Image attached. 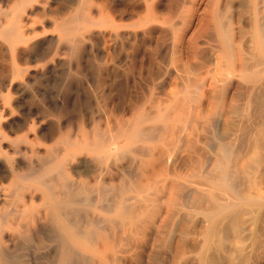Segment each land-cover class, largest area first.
Wrapping results in <instances>:
<instances>
[{
	"label": "rangeland",
	"instance_id": "1",
	"mask_svg": "<svg viewBox=\"0 0 264 264\" xmlns=\"http://www.w3.org/2000/svg\"><path fill=\"white\" fill-rule=\"evenodd\" d=\"M186 2L184 0L176 2L179 8L175 4L178 12V15L175 17H169V15L166 14L167 16L164 15L163 17L164 20L160 18L156 20L157 23L153 21L152 22L153 25H149L148 27L140 26L138 28L137 27L128 28L123 26L122 28H120L121 30L119 29L121 32L120 36H122L123 38L114 37V33H112L109 26H107L104 23H100V24L98 23L97 25H94L92 27L93 28L92 30L94 32L93 36L87 35L89 33L84 34L82 30L80 32H75L70 35V37L77 36V38L80 41L70 42V43L62 42V44L60 45H58L59 43L56 36L58 35V32L55 31L54 33L53 32L51 33L50 31L52 30L53 27L51 25L50 27L49 24L46 25V23L43 22L48 20V18L58 20L60 19L58 18L59 16L62 17L63 15L65 17L74 13L77 7V1L52 0V2L50 3V8L52 9V12L49 13L42 12L43 11L42 5L37 4L35 2L32 3V5H29V8L32 6V10L34 11L32 13L33 15L32 14L30 15L32 19L31 26L29 29L23 28L26 31H22L24 36L26 38H29L30 40L27 41L24 39L22 41L10 42L0 37V110H1L0 118L2 117L1 119L2 121L0 120L2 122L0 123V132L1 133L5 132L4 135L5 136L8 135L7 137L11 140V142L8 143H13L11 145H13L14 148H17L19 150V152L16 154L12 152V150L9 149V147L7 149V144H4V148L6 147L5 148L6 154H3L2 158L4 157L7 165H10V161H12L10 160V157L12 159L14 158V159L22 160L23 161L22 163L24 165L28 163L26 166L21 164V167L23 169L19 171L18 174H14L11 176L13 178H11L10 179L11 181L10 180L9 181L11 182L12 185L8 180L6 181H8L9 184L6 181H4L5 184L4 182H2V184H4L3 186L4 187L6 186L5 188L7 189L6 190L7 198L4 202L5 204L4 203L0 204L2 206L0 207L1 210L0 228L5 229L6 233L8 234V240L5 241L4 243L0 242V250L4 253L3 255L6 261H9L7 262V264H12V263L101 264L100 258L97 253L95 254V252L89 250H83L76 247L75 245H73L72 241H70L68 237L63 235V233L59 229V226L57 225L56 218L53 214L51 200L48 199L47 197H44V199L42 198V194L44 192L46 193L52 192L54 193L53 195H55V198L57 200L61 199L60 200L61 204L59 203L60 204L59 209L61 210L64 209V210L63 211L60 210L62 214H60L59 216L70 220L73 224H75L74 226L76 228L80 225L77 228V230H79L82 234L84 233L85 237L90 233L88 237H86L88 240H90L91 238L94 239V237L97 238V236L102 237L103 235L106 234L108 235L113 234L118 236L121 235V237H124L125 235V237L130 240L134 238L133 230L129 227L128 221L123 222V220H121V218L116 214V206L121 202L128 201L130 199L128 198V196L132 197L134 195L133 192H130L131 191L130 186L134 183L136 176L140 175L139 164H140V160L144 158L142 152L145 149L143 150L142 147L145 148L144 147L145 143L143 142L129 143L130 140L125 136V133L127 132L126 129L128 128V126L132 124L133 120L139 114H143V115L145 114L146 116H149V119L144 123H142V126H144L143 129L145 128L146 130V129H150L151 127L152 128L160 127L161 126L160 118L165 113H167L165 112L166 110H163V105L166 103L165 101L166 92L169 91V88L173 89L179 86L177 81L178 75L176 73L179 74L181 72L183 73V75L189 77L190 76L197 77L199 79L201 77V75L199 74L200 72L191 71V64L201 65L203 63H207L213 58V55H215L214 51H212V49L208 45L206 33H203L200 29L201 24L198 22V18L196 16L197 15L196 13L202 14L205 13L208 9H210V5H209L210 3H208L209 1L206 2L201 1L203 4L201 2L200 3L191 2L192 5L190 4V0H187ZM12 4L11 2L6 3L5 0H0V10H1L0 22L1 23L3 22L2 25H5L7 22L12 21L14 19L13 13L11 14V12L4 11L5 9H8V7ZM188 4L189 6H187ZM92 7L94 9L96 8L94 4H92ZM201 9L202 11H200ZM184 10L185 13H187L188 11L187 16L185 13H183ZM231 11H233L234 13L233 12L231 13ZM37 12L39 13V16L38 14H36ZM180 13L181 14L183 13L184 15H180ZM228 13L226 15V20L228 21L233 31V41L234 43L240 42L242 48H245L248 44L249 36H250L248 33L246 34L245 32L246 29H248V26L246 24V18H247L246 9L244 6L241 7L235 5L234 8H232ZM4 14L6 15V17L4 16ZM54 14L55 15L58 14V15L54 18L55 16ZM40 15L42 16L44 15L43 17L45 19H42L43 17ZM168 17L170 18V20H168L169 19ZM165 18H168L166 19L167 21L165 20ZM186 18L187 19L190 18L191 22L192 23L195 22V23L191 24L190 22L189 23L190 25H187V22L184 23V21L187 20ZM180 19H182V21H180ZM163 22L164 25L161 24ZM184 24L185 26H183ZM103 26L105 27L103 28ZM155 26H158V28L160 27V29L158 30V28ZM19 27L22 29L21 24ZM48 28L50 30H48ZM130 28L131 30H128ZM154 28L155 30H153ZM99 29L102 30L99 31ZM123 29H125L126 31ZM133 29H135V31H138L136 29H140V31H138L139 33L137 32L135 35ZM151 29L152 31H150ZM175 29L178 30L175 31ZM181 29H184L185 31L184 30L182 31ZM147 30H149L150 32ZM161 30H163V32ZM44 31L46 32L47 36L49 35L54 36V43H50L48 42V40L42 39L41 34ZM131 32L133 33V35L131 34ZM161 32L162 33L165 32V34H162ZM28 33H33V34H28ZM166 33L168 35L170 33V35L168 36ZM181 33L183 35H181ZM97 34H99L98 37ZM128 34L130 36H128ZM171 34L173 36H171ZM164 36H168L167 37L168 40ZM178 36H180L181 40L183 41H181ZM172 37L173 39L176 37L178 38L173 40ZM97 38L100 40L101 43L97 41ZM193 38L196 39V44H197L196 47L200 46V48L197 47L195 49L194 47L190 46L192 43L191 39ZM115 39L117 42H115ZM184 39L186 40V43ZM238 39L240 40L243 39V40L240 41ZM246 39L248 41H246ZM169 40L170 41L173 40L174 43H176L177 47H175L176 45L173 47L174 45V43H172L173 41L170 42ZM188 40H190L189 43L191 42L190 45H188L189 44ZM138 41H142L143 45L140 44L141 42ZM84 42L88 44L86 45ZM177 42L179 43V46ZM92 43H94L95 45ZM96 43H98V45ZM50 45H52L53 47L52 46L50 47ZM62 45L65 46L63 47ZM201 45H203L202 48ZM58 46H60L61 49ZM83 46L86 47H84L83 49ZM101 46L103 47L101 48ZM54 47L55 49H57V47L59 49L55 50ZM191 48L195 49V51L196 50L198 51V52L196 51L195 53L196 59L194 60H190V55L191 53H193ZM171 49L172 51L170 52ZM23 51H24V55H23ZM14 53H16V55ZM49 55L51 57L53 56L52 57L53 59L49 57ZM152 55L155 56V59L153 58L154 56ZM54 59L56 62L54 61ZM43 64L48 67L46 68ZM175 67H176L175 69L176 72L173 70ZM25 70L26 73L24 72ZM177 70H181V71H177ZM184 70L185 72H183ZM186 70L191 71L192 75L191 73L189 75L188 74L189 72H187ZM22 75H27V76H24L25 77L24 78L22 77ZM175 81L177 84L174 83ZM241 86H242L241 81L237 79L235 74L232 75L228 82V90L226 93L227 102H225L223 108L215 107L212 108V110L209 109L207 100L204 98V96L201 95L200 87L198 88L196 87L194 88L195 91L193 90L191 91L190 96L187 97L186 100L187 103L190 104V110H188L192 113L190 114V117L192 118V116L195 115L193 116L195 117L193 119H195L196 121L192 120L191 118L190 121L186 120L185 122H184L185 119L183 118L179 120L175 119L172 122L170 121V125L172 126L174 125L176 129H178V127L180 126L179 129H181L183 128L181 127L182 126L181 123L183 124V122L185 123L184 125L188 124L187 126L189 127L190 124L192 126L193 125L192 123H194L198 128L197 136H195L196 144L199 145L197 146L198 152L195 155L192 154L190 155L187 152L182 151L181 158L177 162L176 167L173 168L174 172L172 173L171 170L170 172L169 170H166L165 172L162 173L161 176L154 179V184H153L154 188L150 190V193L148 195L150 199L156 195H163L162 199L165 200L166 197L169 196L170 192H169L168 184L170 183V178L172 177V174L174 176L175 175L186 176L188 174H191L190 172H192V174H194L195 172H199V173L203 172L207 164L206 160L210 155L209 152H211L210 147L214 146L215 148V146L221 143V141L223 140L222 139L223 136L221 137V134L223 135V133H221V130L223 126L222 124H224L225 122L224 120L228 122H233L234 124L235 123L238 124L240 120L242 121L241 116L243 115H241V113H243V107H242L243 100H241V103L239 100L240 96H242ZM236 92L239 93L237 94ZM262 99L264 101V97H262ZM202 100L203 102L201 103ZM215 100L216 97L214 98V101ZM3 103H5L4 106ZM198 103L199 106H201L200 104H202L203 107L202 106L199 107ZM262 103H261L262 106L259 108V110L262 109L264 110V106ZM240 104H241V108H240ZM238 106L240 109L237 108ZM195 107L196 108L199 107L197 108L198 110ZM3 110L4 111L6 110L5 113ZM196 110L197 112L200 113V117L198 118H196L197 117ZM236 110H239L237 111L239 112L238 116L236 115ZM7 111L8 113L6 114ZM204 111L207 112L206 115H204L205 114ZM154 113H156L157 116L156 115L154 116L153 115ZM170 114L173 119V115H175V112H170ZM231 114L233 115L235 114L237 117L234 116L233 118ZM262 115L263 114H261V116ZM211 116L212 119L215 117L214 118L215 121H212V119L210 118ZM239 117L241 118L239 119ZM218 119L221 120L222 124H218V121H216ZM235 119L239 120V122ZM188 121L190 124L187 123ZM239 124H242V122H240ZM34 127L36 128V132ZM199 130L201 131L199 132ZM218 131H219V135H218ZM65 132H68V134L70 133L69 134L70 137H68L69 135ZM87 132L90 134L88 135ZM206 133L209 135H207ZM22 134L25 137H27L29 141L26 140L25 142V137H22ZM75 135L78 137V138L76 137L77 139L74 138ZM11 137H13V142ZM200 137L203 139H201ZM66 138L67 139L70 138V139L66 140ZM71 138L72 140L75 139V141L74 140L72 141ZM105 138L108 139L106 140ZM15 139L17 142L14 143ZM82 140L83 143H81ZM203 140L205 141L208 140V141H206L207 143L206 142L204 143ZM29 142H33V143L30 144ZM100 142H102L101 144H103L105 147L106 146L108 147L104 148L103 151L95 152L94 145L100 144ZM27 143L29 146L27 145ZM32 144H34L33 145L34 147L31 148L30 145ZM137 145H139L141 148ZM203 148L204 149L207 148L206 151ZM35 149L37 152L34 151ZM134 149L135 152H137V154L133 152ZM140 149L143 151H141ZM204 152H208L206 153L207 156H205ZM7 154L9 155L11 154V155L7 156ZM195 157L198 159L196 160ZM202 157L204 160L202 159ZM206 157L207 159L205 160ZM70 158L71 160H69ZM77 160L79 161V163L77 162ZM32 161L33 163H31ZM46 161L48 162V164L46 163ZM30 166L37 168V171L39 172L38 176L40 178L39 183H36L37 195L39 196V199L38 201H36L37 203L35 202L36 205L33 209H31V211L29 209L30 207L28 205V202L25 203L26 199H24L25 196L24 193H26L27 195V183H28L26 182L27 180L25 178V175H27ZM63 167L65 169L67 167L68 168L66 171L65 170L63 171L64 169ZM262 180L264 182V176ZM78 192L83 193L82 194L83 196L81 195V193L79 194ZM263 192H261V194L264 196ZM107 199H109L110 201ZM39 201L41 202L39 203ZM112 202H114L113 206H112ZM163 204H164L163 207L166 206V208L167 207L169 208L168 205H165L166 202ZM109 205L112 206L111 210L110 209L108 210ZM27 206L29 208L26 210L25 208H27ZM40 206L41 208H39ZM248 207L249 209L247 210L243 209ZM9 208H12V210H10ZM250 208L253 209L250 211ZM254 209L255 211H253ZM14 210L16 213L14 212ZM243 210L245 211L249 210L251 213L248 212L245 213V211ZM64 211L65 213H63ZM68 211H70L71 213ZM252 211L254 213L253 214L254 216L252 215V217L250 218ZM32 212L34 215H31ZM239 212L235 222L233 221V223L231 222L228 224L229 227L226 228L225 231L226 234L223 233L225 237L222 234L219 238L213 240V242L211 243L209 254L211 261L212 262L214 261L212 264H215V261H217L216 264L217 263L222 264V262H225L223 264H264V228H263L264 218H262L264 217V213H262L264 212V204H245V206L244 205L241 206ZM261 214H263L262 217ZM72 216L74 219L72 218ZM33 218L36 219V221ZM112 218L114 219L113 223L111 221ZM241 219L243 221H241ZM187 220H188L187 214L184 211H181L178 218L174 219L173 221H170L168 229L163 231L166 234L160 233V235L159 234L154 235L149 239L150 242L148 241V247L146 248L144 253L146 260L145 264H172V263L200 264L198 251L202 241L201 240L195 241L196 244L191 240L188 241L186 235L188 231V225H187L188 223H186ZM239 220L240 222L238 223ZM75 221L76 223H74ZM98 222L101 223L97 225ZM104 222H106V224H104ZM261 223H263V226ZM114 224L115 226L116 225L117 226L115 227ZM239 225L241 228L238 227ZM17 226L18 228H16ZM28 226L30 227V230ZM32 226L34 229L32 228ZM81 227L82 229H80ZM198 227L199 225H197V228ZM184 228L187 229V231ZM229 228L231 229L228 230ZM110 230L112 231L110 232ZM116 230L117 232H115ZM118 230L120 232V235L118 233ZM184 240L190 242L189 243L190 245L187 243V241L184 242ZM186 243L189 246L188 245L186 246L185 245ZM178 244L181 245V247ZM197 244H199V247ZM5 246L8 247L6 248ZM190 246H192V248H190ZM177 250L180 251V253H178ZM214 253H216L215 256L216 258H213V255H215ZM8 257L11 258L13 262H11ZM95 258L98 260H96ZM129 259L130 258L126 257L125 264H129V263L136 264L133 261L134 259L133 260H129ZM62 261H64V263ZM196 261L198 262L195 263ZM4 262L5 261L4 260L2 261V259L0 258V264H4Z\"/></svg>",
	"mask_w": 264,
	"mask_h": 264
},
{
	"label": "bare ground",
	"instance_id": "2",
	"mask_svg": "<svg viewBox=\"0 0 264 264\" xmlns=\"http://www.w3.org/2000/svg\"><path fill=\"white\" fill-rule=\"evenodd\" d=\"M5 1H6V3H8V2H11V4L13 3L12 5H10L8 7V9H5L4 11L5 12L6 11L11 12V14L13 13L14 19L13 20L10 19L12 21H9L7 23L5 22L6 23L5 25H2L3 22L2 23L0 22V37L4 38L5 40L10 41V42L22 41L24 39L27 41L30 40L29 38H26L22 32V31H26L23 28L29 29L31 26V20L32 19H31L30 15L34 11L32 10V6L29 8V5H32V3L36 2L37 4L42 5V9H43L42 12H48V13L52 12V9L50 8V3L52 2V0L51 1L50 0H5ZM76 1H77V7H76V10L74 13H72L68 16H65V17L63 15H62V17L59 16L58 18H60V19H58V20L48 18V20L43 22V23H46V25L49 24V26L51 25L53 27L52 30L50 31L51 33L52 32L54 33L55 31L58 32V35H56L57 39H58V43H59L58 45L62 44V42L70 43V42L80 41L77 38V36L70 37V35L72 33L80 32L82 30H83L84 34L89 33L87 35L93 36L94 32L92 30L93 29L92 27L94 25H97L98 23L99 24L104 23L107 26H109L112 33H114V37L123 38L122 36H120L121 35L120 34L121 29L120 28H122L123 26L128 27V28L129 27H131V28L137 27L138 28L140 26L148 27L149 25H153V23H152L153 21L156 22V20H158L160 18H162L164 20L163 17L166 14L169 15V17L177 16L178 15L177 7L179 8V6L177 5L176 2L181 1V0H76ZM184 1L186 2L187 0H184ZM201 1L202 2L209 1L208 3H210L209 4L210 9L207 8L208 10L205 13L200 12L202 14L196 13L197 14L196 16L198 18V22L201 24L200 29L203 33H206L208 45L210 46L212 51H214L215 55H213V58L210 61H208L207 63L202 62L203 64H201V65L191 64V71H193V72L199 71L200 72L199 74L201 75V77L199 79L197 77H191V76L189 77V76L183 75V73H181V72L179 74L176 73L178 75V80L176 79L177 77L175 79L178 81L179 86L176 88L172 87L173 89L169 88V91L166 92V100H165L166 103L164 105L162 103L161 104L163 105V110H166L165 112H167V113H165L163 116H161V118H160L161 126L160 127H158V128L154 127L155 129L152 127H151L152 129L151 128L146 129V130H145V128L143 129L144 126H142V123L147 121L149 119V116H146L145 114L144 115L139 114L133 120L132 124L131 125L129 124L130 126H128V128L126 129L127 132L125 133V136L130 140L129 143H137V142L145 143V146H144L145 148L142 147V149L143 150L145 149V150L143 151L140 149L141 151H143L142 155L144 156V158L142 160H140V164H139L140 175L136 176L134 183L130 186V190H131L130 192H133L134 195L132 197L128 196V198H130L128 201L121 202V203L117 204V206H116V214L121 218V220H123V222L128 221L129 227L133 230V233H134L133 237L134 238L130 240V239H127L125 237V235H124V237H121L120 232L118 230V233L120 236L113 235V234H110V235L106 234V235H103L102 237H100V236H97V238L94 237V239H92L90 237L91 239L88 240L86 237H88V235L90 233L85 237L84 233L82 234L79 230H77V228L80 225L76 228L74 226L75 224H73L70 220H68L67 218L65 219L64 217L59 216L60 214H62L61 211L64 210V209H62V210L59 209V205L61 204L60 203L61 199L57 200L55 198V195H53L54 193H52V192H50V193L44 192L42 194L43 199H44V197H47L48 199L51 200L53 214L56 218L57 225L59 226V229L63 233V235L68 237L70 239V241H72L73 245H75L76 247L83 249V250H89V251L95 252V254L97 253L99 258H100L101 264H125L126 257L130 258L129 260L134 259L133 261L136 264H145L146 260H145L144 253H145L146 248L148 247L149 239L151 237H153L154 235H158V234L160 235V233H165L163 231L168 229L170 221H173L174 219L178 218L181 211H184L188 217V220L186 222V223H188L187 224L188 225V231H187V229L184 228L187 231L186 235H187L188 241L191 240L194 243H195V241H198V240L202 241L200 247H199V244H197L199 247V251H198L199 263L200 264H209V263L212 264L214 261L213 262L211 261L210 254H209L211 243L213 242V240L219 238L223 233L226 234L225 231H226V228L229 227L228 224L231 222L233 223V221L235 222V220L238 217L237 215H238L239 210L241 209V206L242 205L245 206V204H264V196L261 194V192H263V189H264V182L262 180V178L264 176V112H263L264 110L263 109L259 110V108L262 106L261 105V103L263 101L262 97H264L263 96L264 95V91H263L264 90V0H190V4H191V2L192 3H194V2L200 3ZM222 2H223V4H222ZM92 4L95 5V7H96L95 9L92 7ZM175 4L177 5V7ZM195 4H193V5H195ZM72 5H73V3H72ZM209 5H208V7H209ZM211 5H212V7H211ZM235 5L241 6V7L244 6L246 9V14H247L246 24L248 26V29H246L245 32H246V34L248 33L250 36H249V41L247 40L248 38L246 39V41H248V44L245 48H242L240 42H239L240 44L234 43L233 31H232L228 21L226 20L227 13L232 8H234ZM187 6H189V4ZM69 7H70V5H69ZM205 8H206V6H205ZM200 11H202V9ZM0 12H1V10H0ZM232 12L233 11H231V13ZM183 13H185V10ZM183 13L182 14L180 13V15H184ZM187 13H188V11H187ZM187 13H185L186 16H187ZM36 14H38V16H39L38 12ZM193 14H195V13H193ZM57 15H55L54 18ZM4 16L6 17L5 14H4ZM9 16H10V13H9ZM40 16H42V15H40ZM193 16H195V15H193ZM242 16H244V15H242ZM168 18H165V20ZM181 18H183V17H181ZM42 19H45V18L43 17ZM168 20H170V18ZM192 20H193V18H192ZM180 21H182V19H180ZM164 22L161 24L164 25ZM185 22H187V25H190L189 23L191 22V19L188 18L186 21H184V23ZM193 23H195V22H193ZM193 23L191 22V24H193ZM199 23H198V25H199ZM20 24H21L22 29L19 27ZM246 24H244V25H246ZM41 25H42V23H41ZM177 25H179V24H177ZM98 26H100V25H98ZM183 26H185V24ZM104 27L105 26H103V28ZM155 27L158 28V26H155ZM175 27H176V25H175ZM131 28L128 30H131ZM162 28H163V26H162ZM232 28H233V26H232ZM140 29H136V30L140 31ZM147 29H149V28H147ZM159 29H160V27L158 28V30ZM184 29H181V30L183 31ZM48 30H50V29L48 28ZM100 30H102V29H99V31ZM123 30H125V29H123ZM126 30H127V28H126ZM153 30H155V28ZM163 30H161V31L163 32ZM177 30L178 29H175V31H177ZM133 31H134L135 35L138 32V31H135V29H133ZM147 31H149V30H147ZM150 31H152V29ZM30 32H31V30H30ZM197 32H198V30H197ZM38 33H39V31H38ZM95 33H98V32H95ZM28 34H33V33H28ZM37 34H35V35H37ZM122 34H124V33H122ZM131 34L133 35L132 32H131ZM162 34H165V32ZM183 34H184V32H183ZM183 34L181 33V35H183ZM140 35H141V33H140ZM169 35H170V33H169ZM177 35H179V34H177ZM185 35H186V33H185ZM198 35H199V33H198ZM98 36H99V34H97V37ZM128 36H130V35L128 34ZM168 36H164V37H166V39H167ZM171 36H173V35L171 34ZM180 36H178V37L181 40ZM41 37L44 40H48V42H50V43H54V36L53 35L47 36L45 31L42 32ZM178 37H176V38H178ZM88 38H90V37H88ZM146 38H147V36H146ZM176 38H174V39H176ZM126 39H128V38H126ZM172 39H173V37H172ZM141 40H143V39H141ZM153 40H154V38H153ZM173 40H171V41H173ZM191 40H192V43L190 42L191 45L189 43L190 40H188V43H189L188 45H190L191 47H194L195 49L197 47L200 48V46L196 47L197 44H196L195 38H193ZM238 40H240V39H238ZM242 40H240V41H242ZM97 41L99 43H101L98 38H97ZM123 41H124V39H123ZM181 41H183V40H181ZM115 42H117L116 39H115ZM138 42H141L140 44L143 45L142 41H138ZM84 43H83V45H84ZM172 43H174V41ZM185 43H186V40H185ZM242 43H244V42H242ZM31 44H32V42H31ZM35 44H33V45H35ZM92 44H94V43H92ZM96 44L98 45V43H96ZM177 44L179 46L178 42H177ZM19 45H21V44H19ZM55 45H57V44H55ZM90 45H91V43H90ZM175 45H176V43H174L173 47ZM5 46H6V44H5ZM51 46L52 45H50V47ZM181 46H183V45H181ZM58 47H60V46H58ZM58 47H57V49H59ZM63 47H62V49H63ZM84 47H86V46H83V49H84ZM102 47L103 46H101V48ZM175 47H177V45ZM202 47H203V45H201V48ZM54 49H55V47H54ZM57 49H55V50H57ZM60 49H61V47H60ZM173 49H176V48H173ZM195 49H192L193 53H191V55H190V60L196 59L195 53L197 50L195 51ZM166 51H168V50H166ZM171 51H172V49L170 50V52ZM202 53H201V55H202ZM14 54L16 55V53H14ZM206 54H208V53H206ZM23 55H24V51H23ZM169 55H168V57H169ZM152 56H154V55H152ZM49 57H51V56L49 55ZM153 58L155 59V56ZM184 58H185V56H184ZM172 59H173V57H172ZM46 60H44V61H46ZM18 61H16V62H18ZM54 61H55V59H54ZM176 61H177V59H176ZM171 66H173V65H171ZM45 67L47 68L48 66H45ZM175 69H176V67L173 70L175 71ZM37 70H38V68H37ZM177 71H181V70H177ZM191 71H187V72H189L188 73L189 75H190ZM24 72L26 73V70ZM183 72H185V70ZM25 73H23V74H25ZM193 74H196V73H193ZM234 74L236 75L237 79L240 80L242 83V86H241L242 87V96H240V94H239L240 103H241V100H243V104H242L243 113H241V115H243V116H241L242 121L240 120V122H242V124H239L240 122H239V120H237L238 118L235 119L239 122L238 124L237 123L234 124L233 122H228L226 120H224L225 122H224V124H222L220 119L216 120V121H218V124L223 125L222 130H221V133H223V135L221 134V137L223 136L224 138L222 137L223 140L221 141V143L217 144L215 146V148H214V146L210 147L211 152H209L210 155H209L208 159H207V157L205 158V160L207 159L206 160L207 164H206V167L204 168L203 172H201V173L195 172L194 174H192V172H190L191 174H188L186 176L182 175L183 177L181 175H175L174 176L172 174V177L170 178V183L168 184L169 192L171 195L169 194V196H167L165 200L162 199L163 195H156L150 199L148 197V195L150 193V190L154 188V185H153L154 179L161 176L162 173L165 172L166 170H169V172L171 170V172L173 173L174 172L173 168L176 167L177 162L181 158L182 151L187 152L190 155L191 154L195 155L198 152L197 146H199V145L196 144V139H195V136H197L198 128L196 127V125L194 123H192L193 124L192 126L189 123L190 118H191L190 114H192V113L190 111H188V110H190V104L187 103L186 98L190 96V93L192 90L195 91L194 88L200 87L201 88V90H200L201 95L204 96V98L207 100V104H208L210 110H212V108H215V107L216 108L217 107L223 108L225 105V102H227L226 101V93L228 90V82L230 80V77ZM28 75H29V73H28ZM191 75H192V73H191ZM24 76H27V75H22V77H24ZM17 78H19V77H17ZM174 83L177 84L176 81ZM160 91H162V90H160ZM159 94H160V92H159ZM215 97H216V100L214 101ZM161 98H163V97H161ZM241 98H243V99H241ZM202 99H203V97H202ZM202 102H203V100L201 101V103ZM199 103H200V101H199ZM199 103H198V106H199ZM4 104L5 103H3V106H4ZM262 104L264 106V101ZM200 105L202 106V104H200ZM201 106H199V107H201ZM199 107H197V108H199ZM237 108L240 109L241 104H240V108H239V106ZM237 108H235V109H237ZM115 109H113V110H115ZM197 110H196V116H197L196 118L200 117V113L197 112ZM5 111H4V113H5ZM237 111H239V110H236V115L238 116L239 112H237ZM0 112H1V110H0ZM170 112H175V115H173V119H172ZM7 113H8V111L6 112V114ZM143 113H145V112H143ZM204 113H205L204 115H206L207 112L204 111ZM213 113H215V112H213ZM209 114H208V116H209ZM261 114H263V115L261 116ZM9 115H10V113H9ZM153 115L157 116L156 113H154ZM231 115L233 116V118H234V116L237 117L235 114L234 115L231 114ZM8 116H7V118H8ZM193 116H195V115H193ZM193 116L191 119L195 120V119H193V118H195ZM241 117H239V119ZM7 118H6V120H7ZM152 118H153V116H152ZM182 118L185 119L184 122L186 120H189L187 123L190 124V127L187 126L188 124L184 125L185 124L184 122H183V124L181 123V125H182L181 127H183V128L179 129L180 126L178 127L179 130L176 129L174 127V125L173 126L170 125V121L172 122L175 119L179 120ZM204 118H205V116H204ZM210 118L212 119V116ZM214 118L212 119V121H215ZM220 118H222V117H220ZM1 119H2V117L0 118V120ZM1 121H0V123H2ZM200 123H201V121H200ZM200 126H201V124H200ZM213 126H215V125H213ZM34 128H31V129H34ZM154 131H155V133H154ZM200 131L201 130H199V132ZM207 131H209V130H207ZM35 132H36V128H35ZM61 132H63V131H61ZM2 133L0 132V204H3L7 198L6 197V195H7L6 190L7 189L5 188L6 186L5 187L3 186L5 184L4 181H6V180L9 181L11 178H13V177H11L12 175L18 174L19 171H21L23 169L21 167V164L24 165L22 163L23 162L22 160L14 159V158L12 159L11 157H10V160H12V161H10V165L6 164L4 157L2 158V155L6 154V150H5L6 147L4 148V144H7V149L9 147V149H11L12 152H14L16 154L19 152V150L17 148H14L13 145H11L13 143H8V142H11V140L7 137L8 136L7 134H6L7 136L4 135L5 132H2ZM65 133L68 134V132H65ZM89 134L90 133H88V135ZM215 134H216V132H215ZM207 135H209V134H207ZM213 135H214V133H213ZM218 135H219V131H218ZM22 137H25V136L22 134ZM37 137H39V136H37ZM68 137H70V135ZM76 137L77 136L75 135L74 138H76ZM87 137H89V136H87ZM19 138H20V136H19ZM19 138H17V139H19ZM29 138H31V137H29ZM67 138H66V140L70 139V138L69 139H67ZM11 139L13 142V137H11ZM79 139H81V138H79ZM82 139H83V137H82ZM201 139H203V138H201ZM26 140H28L27 137H25V142H26ZM30 140H32V139H30ZM71 140H72V138H71ZM73 140L75 141V139H73ZM124 140H125V138H124ZM23 141H24V139H23ZM206 141H208V140H206ZM206 141L203 140L204 143ZM15 142H17L16 139H15L14 143ZM18 142H19V140H18ZM102 142H100V144L94 145L95 152L103 151L104 148L108 147V146L105 147L103 144H101ZM209 142H212V141H209ZM29 143L31 144L33 142H29ZM81 143H83V140ZM37 144H39V143H37ZM27 145H28V143H27ZM33 145L34 144L30 145L31 148L34 147ZM180 145H181V147H180ZM17 146H20V145H17ZM137 146H139V145H137ZM23 148H25V147H23ZM206 149H204V150L206 151ZM137 150H138V147H137ZM27 151H29V150H27ZM34 151L37 152L36 149ZM84 151H86V150H84ZM133 152H135V149ZM135 153L137 154V152H135ZM206 153H208V152H204L205 156H207ZM16 154H15V156H16ZM188 154H187V156H188ZM8 155L9 154H7V156ZM116 157H117V154H116ZM6 158H8V157H6ZM192 159H193V157H192ZM197 159L198 158H196V160ZM202 159H203V157H202ZM69 160H71V158ZM135 161H137V160H135ZM77 162L79 163L78 160H77ZM80 162H81V160H80ZM31 163H33V161ZM46 163L48 164L47 161H46ZM68 163H70V162H68ZM26 165H24V166H26ZM196 166H195V168H196ZM67 168L66 169L64 168L63 171L64 170L66 171ZM38 173L39 172L37 171V168L30 166V168L27 172V175L24 174L25 178L27 180L26 182H28L27 183V195H26V193H24V195H25L24 199L27 200V201L25 200V203L28 202V205L30 207L29 208L27 206V208H25L26 210L29 208L31 211V209H33L36 205L35 202L38 201V199H39V196L37 195V186H36L37 185L36 183H39V181H40ZM136 173H138V172H136ZM133 175H134V173H133ZM8 181H6V182L8 183ZM2 182H4V184H2ZM8 184H6V185H8ZM10 184H11V182H10ZM54 184H55V181H54ZM165 185H166V183H165ZM122 189H123V187H122ZM119 193H121V192H119ZM82 194L83 193H81V195ZM263 194H264V192H263ZM67 196H69V195H67ZM107 200H109V199H107ZM22 201H20V202H22ZM164 201L166 202L165 205H168L169 208L168 207L166 208V206L163 207L164 206L163 203H165ZM40 202L41 201H39V203ZM113 203L114 202H112V206H113ZM110 205H111V203H110ZM110 205H109V207L106 206V207H108V210L112 209L111 208L112 206H110ZM0 207H2V206L0 205ZM39 208H41V206ZM9 209L12 210V208H9ZM243 209L247 210V209H249V207L243 208ZM252 209L253 208H250V211ZM22 211H20V212H22ZM243 211H245V210H243ZM250 211L249 210L245 211V213L246 212L251 213ZM253 211H255V209ZM253 211H252V214L250 215V218L254 214ZM0 212H1V210H0ZM14 212H15V210H14ZM68 212H70V211H68ZM63 213H65V211ZM262 213H264V212H262ZM31 215H34L33 212ZM262 216H263V214H261V217ZM72 218H73V216H72ZM262 218H264V217H262ZM7 219H8V217H7ZM242 219H241V221H243ZM34 220L36 221V219H34ZM113 220L114 219L112 218V220H111L112 223H113ZM12 221H14V220H12ZM76 221L74 223H76ZM184 221H186V220H184ZM260 221H262V220H260ZM260 221H259V223H260ZM239 222H240V220L238 221V223ZM18 223H19V221H18ZM92 223H94V222H92ZM99 223H101V222H98L97 225ZM77 224H76V226H77ZM89 224H90V222H89ZM104 224H106V222H104ZM261 224L263 226V223H261ZM81 225H83V224H81ZM197 225H199L198 228H197ZM240 225H241V223H240ZM240 225L238 227H240ZM93 226H94V224H93ZM114 226H115V224H114ZM12 227H14V226H12ZM16 228H18V226ZM32 228H33V226H32ZM80 229H82V227ZM230 229L231 228H229L228 230H230ZM29 230H30V227H29ZM111 231L112 230H110V232ZM105 232H106V229H105ZM110 232H108V233H110ZM115 232H117V230ZM165 234H164V236H165ZM161 235H163V234H161ZM91 236H93V235H91ZM237 236H239V235H237ZM244 236H246V235H244ZM184 237H183V239H184ZM224 237H225V235H224ZM243 239H246V238H243ZM7 240H8V234L6 233L4 228H0V242L4 243ZM185 241H187V240H184V242ZM188 241H187V243L189 244L190 242H188ZM187 243L185 244L186 246L188 245ZM194 243H193V245H194ZM215 244H217V243H215ZM3 245H5V244H3ZM179 246L181 247V245H179ZM190 248H192V246H190ZM193 248H195V247H193ZM215 248H216V246H215ZM4 251H5V248H4ZM178 253H180V251H178ZM216 253H214L215 255H213V258H216L215 257ZM3 254L4 253L0 250V258L2 259V261L3 260L5 261L4 264H7V262H9V261H6ZM219 256H220V254H219ZM217 257H218V255H217ZM211 258H212V255H211ZM219 258H221V257H219ZM237 258H239V257H237ZM195 259H197V258H195ZM225 259H227V258H225ZM9 260L11 262H13L11 260V258H9ZM96 260H98V259H96ZM62 262L64 263V261H62ZM197 262L198 261H196L195 263H197ZM216 262L217 261H215V264H216ZM218 262H220V261H218ZM223 263H225V262H222V264ZM12 264H16V263H12ZM129 264H131V263H129Z\"/></svg>",
	"mask_w": 264,
	"mask_h": 264
}]
</instances>
